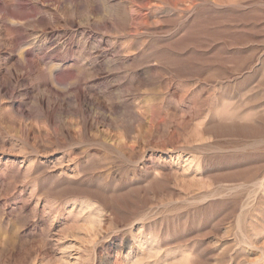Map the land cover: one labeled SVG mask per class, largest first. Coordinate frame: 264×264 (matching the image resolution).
I'll return each instance as SVG.
<instances>
[{
    "label": "rangeland",
    "instance_id": "374dc122",
    "mask_svg": "<svg viewBox=\"0 0 264 264\" xmlns=\"http://www.w3.org/2000/svg\"><path fill=\"white\" fill-rule=\"evenodd\" d=\"M0 264H264V0H0Z\"/></svg>",
    "mask_w": 264,
    "mask_h": 264
}]
</instances>
